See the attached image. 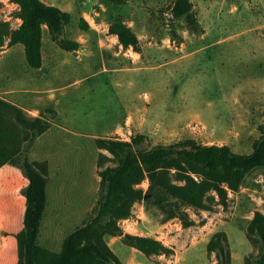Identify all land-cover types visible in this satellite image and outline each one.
I'll list each match as a JSON object with an SVG mask.
<instances>
[{
    "label": "rangeland",
    "instance_id": "obj_1",
    "mask_svg": "<svg viewBox=\"0 0 264 264\" xmlns=\"http://www.w3.org/2000/svg\"><path fill=\"white\" fill-rule=\"evenodd\" d=\"M44 1L71 14L63 36L80 40V51L60 48L46 30L39 71L28 65L22 44L0 47V97L52 122L26 151L31 160L47 161L49 189L57 190L43 216L42 246L61 250L64 237L94 209L82 213L81 196L87 202L99 169L114 165L105 159L99 167L100 153L109 154L96 147L92 132L124 140L144 134V148L194 138L240 153L252 150L264 125V0H191L196 24L173 17V0ZM81 17L90 29L79 27ZM0 19L17 28L18 5L0 0ZM116 19L137 34L140 52L123 48L108 32ZM24 154L11 166L21 165ZM148 184L146 179L141 186ZM96 186L97 198L98 181ZM256 211L264 212V167L251 170L238 192H229L226 206L188 208L195 220L190 227L177 218L163 226L158 208L135 203L129 220L121 221L124 231L159 239L174 249L172 255H145L121 237L107 242L128 264H218L207 243L223 230L232 264H245L258 252L246 235Z\"/></svg>",
    "mask_w": 264,
    "mask_h": 264
},
{
    "label": "trees",
    "instance_id": "obj_2",
    "mask_svg": "<svg viewBox=\"0 0 264 264\" xmlns=\"http://www.w3.org/2000/svg\"><path fill=\"white\" fill-rule=\"evenodd\" d=\"M19 6L20 25L11 29L0 19V47L22 44L28 65L39 69L43 63V31L62 49L78 50L81 43L63 36L71 14L43 0H12ZM124 4L126 0H107ZM191 0H173L174 18L186 17L196 24ZM79 27L90 29L81 17ZM108 32L116 35L123 48L141 51L133 29L122 19L109 24ZM45 115L33 116L21 107L0 97V167L25 153L20 165L28 184L23 188L25 214L23 228L15 234L17 264H128L114 252L106 237H121L123 243L145 255H172L174 249L154 237L124 232L120 222L130 218L133 206L144 201L156 207L163 222L179 219L184 227L195 223L188 208L212 210L226 206L229 192H238L246 175L264 167V125L248 153L234 151L228 144H203L186 138L171 144L141 147L146 136L137 134L130 140L96 137L100 153L98 165L105 159L114 165L99 169L98 197L94 209L67 234L60 251L42 246L38 241L47 206L49 166L46 160H31L26 151L37 137L47 132L52 122ZM148 179L145 190L141 184ZM247 238L258 249L255 259L245 257V264H264V212L256 211L248 223ZM208 253H216L218 264H232L230 241L225 231H217L207 243Z\"/></svg>",
    "mask_w": 264,
    "mask_h": 264
},
{
    "label": "crops",
    "instance_id": "obj_3",
    "mask_svg": "<svg viewBox=\"0 0 264 264\" xmlns=\"http://www.w3.org/2000/svg\"><path fill=\"white\" fill-rule=\"evenodd\" d=\"M46 3L51 4L50 2H46ZM46 30L47 29L45 27L44 31ZM75 40L80 42V40L78 39ZM74 51H80V49ZM42 54H43V46H42ZM43 68H44V61L42 63V66L37 70L40 71ZM92 133L94 134L93 136L95 137L100 136L95 134L94 132ZM103 133H107V127L104 129ZM100 137H105V135L102 134ZM19 167H20V162L16 163L15 167L11 166V162L6 163L2 167H0V264H17V242H16L15 234L22 229L21 228L22 225L20 224L21 213L23 209L25 210V197L24 195H22L23 194L22 190L28 184L27 178L23 175V173H21V171H19ZM93 176L96 177L95 175ZM97 179L98 180L94 178V182L92 186L93 190L88 201L85 202L83 200L84 196L82 195L81 196L82 200L78 202L79 207H81L82 213H87L95 207L97 201L96 183L97 181L99 182L100 177H98ZM49 187H50V173L48 176V184H47V206L49 205L50 200L53 201V203L55 202L54 199L57 194L56 187L55 188L53 187L52 190H50ZM76 211L79 212L80 210L79 211L76 210ZM128 220L129 218L123 219L121 221H128ZM170 222L171 220L167 221L166 223L163 224V226L170 224ZM106 241H107V237H106Z\"/></svg>",
    "mask_w": 264,
    "mask_h": 264
},
{
    "label": "built area",
    "instance_id": "obj_4",
    "mask_svg": "<svg viewBox=\"0 0 264 264\" xmlns=\"http://www.w3.org/2000/svg\"><path fill=\"white\" fill-rule=\"evenodd\" d=\"M19 7V6H18Z\"/></svg>",
    "mask_w": 264,
    "mask_h": 264
}]
</instances>
